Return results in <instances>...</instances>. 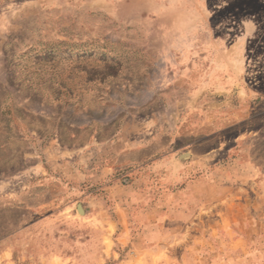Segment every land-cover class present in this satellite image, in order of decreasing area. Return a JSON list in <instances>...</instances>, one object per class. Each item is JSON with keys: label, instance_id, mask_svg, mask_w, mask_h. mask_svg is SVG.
I'll return each instance as SVG.
<instances>
[{"label": "rangeland", "instance_id": "374dc122", "mask_svg": "<svg viewBox=\"0 0 264 264\" xmlns=\"http://www.w3.org/2000/svg\"><path fill=\"white\" fill-rule=\"evenodd\" d=\"M159 260L264 264V0H0V264Z\"/></svg>", "mask_w": 264, "mask_h": 264}, {"label": "crops", "instance_id": "0c3cea01", "mask_svg": "<svg viewBox=\"0 0 264 264\" xmlns=\"http://www.w3.org/2000/svg\"><path fill=\"white\" fill-rule=\"evenodd\" d=\"M164 189V187H163ZM140 189H135V188H126L125 191H129V195L133 196L134 194H136L137 196L140 195L144 196V201L148 200V196L146 193L142 192V193H138ZM169 195L164 193L162 195V199H165L166 197H168ZM131 201L129 200V198H125L122 200H117L114 198H109V200H114V206H115V215H111L110 213H105V212H99V214H97L96 216L98 218H101V223H103L102 227H103V235H101L102 237H112L113 239V244L115 245L116 243H120L121 246H126V244L128 242H131V236H132V229H131V221L132 218H130V213L132 210L135 211L136 213V217L135 220H138L140 222H149L150 220V216L152 213L157 212L159 213L160 211V196L157 195V200H155V202H152L153 200H148L146 202V204L148 205L147 208H136V204H138V198L136 200H132V198H130ZM122 201H125L124 203H122ZM160 220V219H159ZM114 226L115 230L113 232V235L111 236V231L109 230V227ZM157 244L156 246L152 247L150 250H148V253L150 254H155L157 256L160 255V252L162 250V248L160 247V225L157 226ZM117 235V236H116ZM135 243V242H134ZM110 253L114 258V255L116 254V251L114 250V247H111L110 249ZM126 262H113L111 263L110 261H104L103 263L97 262L94 264H125ZM156 264H160V260L156 262Z\"/></svg>", "mask_w": 264, "mask_h": 264}]
</instances>
